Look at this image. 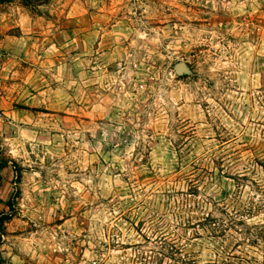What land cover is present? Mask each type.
Wrapping results in <instances>:
<instances>
[{
  "label": "rangeland",
  "instance_id": "374dc122",
  "mask_svg": "<svg viewBox=\"0 0 264 264\" xmlns=\"http://www.w3.org/2000/svg\"><path fill=\"white\" fill-rule=\"evenodd\" d=\"M16 191L6 264H264V0L0 4Z\"/></svg>",
  "mask_w": 264,
  "mask_h": 264
},
{
  "label": "trees",
  "instance_id": "16d2710c",
  "mask_svg": "<svg viewBox=\"0 0 264 264\" xmlns=\"http://www.w3.org/2000/svg\"><path fill=\"white\" fill-rule=\"evenodd\" d=\"M13 1L15 0H0V4L11 3ZM36 1L37 0H25V4L28 6L35 3ZM7 164L8 161L6 160L4 163L1 164V168L5 167ZM19 194L20 191H16L15 194L7 202L8 210L0 212V246L3 244L5 240L4 238L7 233V229H6L7 223L10 222L17 214L16 205ZM202 222L204 226L208 227L209 229L211 228V230L213 231L220 229V227L222 226L220 219L216 217L213 213H208L207 216H205L201 220L200 225ZM254 229H256V231L253 232L249 231L250 233L248 232L250 235L249 239H251L254 243L257 244L259 242V239L264 241V234H263L264 225L255 226ZM172 249H174L173 246ZM169 255H170L169 258L174 259L175 262H178L180 264H197L196 260L193 259L190 256V254H183L181 251L178 250V248L175 251H171ZM220 257H225L226 259H228L227 261L224 260L223 264H245V262L247 261L245 257L238 255L234 251H228L227 253H223V255H220ZM0 264H6V260L3 257L1 250H0ZM207 264H217V263L213 262Z\"/></svg>",
  "mask_w": 264,
  "mask_h": 264
},
{
  "label": "water",
  "instance_id": "95a60500",
  "mask_svg": "<svg viewBox=\"0 0 264 264\" xmlns=\"http://www.w3.org/2000/svg\"><path fill=\"white\" fill-rule=\"evenodd\" d=\"M180 67V68H179ZM178 68L180 69V70H183V69H185V65L183 64V63H180L179 65H178Z\"/></svg>",
  "mask_w": 264,
  "mask_h": 264
},
{
  "label": "bare ground",
  "instance_id": "6f19581e",
  "mask_svg": "<svg viewBox=\"0 0 264 264\" xmlns=\"http://www.w3.org/2000/svg\"><path fill=\"white\" fill-rule=\"evenodd\" d=\"M180 68V67H179Z\"/></svg>",
  "mask_w": 264,
  "mask_h": 264
}]
</instances>
